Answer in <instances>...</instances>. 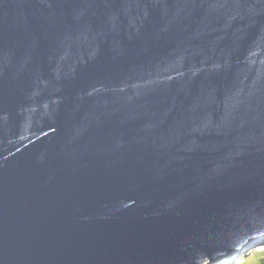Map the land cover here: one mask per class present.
I'll use <instances>...</instances> for the list:
<instances>
[{"label": "water", "instance_id": "95a60500", "mask_svg": "<svg viewBox=\"0 0 264 264\" xmlns=\"http://www.w3.org/2000/svg\"><path fill=\"white\" fill-rule=\"evenodd\" d=\"M261 243L264 0H0V264Z\"/></svg>", "mask_w": 264, "mask_h": 264}, {"label": "rangeland", "instance_id": "374dc122", "mask_svg": "<svg viewBox=\"0 0 264 264\" xmlns=\"http://www.w3.org/2000/svg\"><path fill=\"white\" fill-rule=\"evenodd\" d=\"M264 257V243L254 245L244 255L234 257L230 263H221L220 261H208L205 264H256L260 258Z\"/></svg>", "mask_w": 264, "mask_h": 264}, {"label": "trees", "instance_id": "16d2710c", "mask_svg": "<svg viewBox=\"0 0 264 264\" xmlns=\"http://www.w3.org/2000/svg\"><path fill=\"white\" fill-rule=\"evenodd\" d=\"M256 264H264V257L260 258Z\"/></svg>", "mask_w": 264, "mask_h": 264}, {"label": "bare ground", "instance_id": "6f19581e", "mask_svg": "<svg viewBox=\"0 0 264 264\" xmlns=\"http://www.w3.org/2000/svg\"><path fill=\"white\" fill-rule=\"evenodd\" d=\"M206 263V262H205ZM205 263H203V264H205Z\"/></svg>", "mask_w": 264, "mask_h": 264}]
</instances>
